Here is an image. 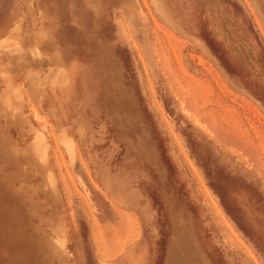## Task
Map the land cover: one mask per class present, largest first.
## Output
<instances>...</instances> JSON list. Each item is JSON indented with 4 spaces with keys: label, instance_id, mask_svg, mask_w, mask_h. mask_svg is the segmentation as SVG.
Listing matches in <instances>:
<instances>
[{
    "label": "rangeland",
    "instance_id": "obj_1",
    "mask_svg": "<svg viewBox=\"0 0 264 264\" xmlns=\"http://www.w3.org/2000/svg\"><path fill=\"white\" fill-rule=\"evenodd\" d=\"M239 1L0 0V264H108L102 169L264 264V0Z\"/></svg>",
    "mask_w": 264,
    "mask_h": 264
},
{
    "label": "crops",
    "instance_id": "obj_2",
    "mask_svg": "<svg viewBox=\"0 0 264 264\" xmlns=\"http://www.w3.org/2000/svg\"><path fill=\"white\" fill-rule=\"evenodd\" d=\"M239 2L243 3L242 0ZM254 3L261 14L263 11ZM244 6L248 10L245 2ZM141 89L143 91L136 95L150 98L145 87ZM175 159L177 163L178 159ZM180 176L184 180V173ZM99 180L100 194L114 215L108 224L103 225V238L106 235L112 252L106 258L110 261L108 264H233L227 249L221 247L210 231L208 222L202 224V235L194 230L195 211L185 205V189H169L166 194L169 200L163 202L162 199L157 205L152 197L153 191L147 190L144 186L147 183H143L140 177L129 179L121 173L102 169ZM145 180L152 181V175ZM156 192L163 194V191ZM197 194L191 187L187 189V196L192 201ZM159 206L162 210H158ZM196 206L200 207V204ZM160 211L163 214L159 215ZM130 216L137 220L135 234L134 237H124L126 228H130L127 222Z\"/></svg>",
    "mask_w": 264,
    "mask_h": 264
},
{
    "label": "bare ground",
    "instance_id": "obj_3",
    "mask_svg": "<svg viewBox=\"0 0 264 264\" xmlns=\"http://www.w3.org/2000/svg\"><path fill=\"white\" fill-rule=\"evenodd\" d=\"M51 98V97H50ZM42 144V143H41ZM75 144V143H74ZM48 148V147H47ZM73 148V147H72ZM46 151V150H45ZM47 152V151H46ZM43 155V154H42ZM45 155V154H44ZM72 155V154H71ZM71 157V156H70ZM45 159V158H44ZM47 159V158H46ZM51 173V172H50ZM51 181V180H50ZM51 183V182H50ZM52 185V183H51ZM53 186V185H52ZM88 195V194H87Z\"/></svg>",
    "mask_w": 264,
    "mask_h": 264
}]
</instances>
